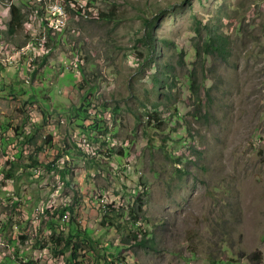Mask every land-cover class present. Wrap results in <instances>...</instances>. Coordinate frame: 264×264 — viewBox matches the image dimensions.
Returning <instances> with one entry per match:
<instances>
[{"label":"rangeland","instance_id":"1","mask_svg":"<svg viewBox=\"0 0 264 264\" xmlns=\"http://www.w3.org/2000/svg\"><path fill=\"white\" fill-rule=\"evenodd\" d=\"M25 2L0 0L3 22L10 20L9 5L16 4L31 19L33 39L47 38ZM110 10L117 19L95 18ZM160 14L157 50L148 65V52L137 39L144 35L143 20ZM210 30L224 37L228 53L197 57ZM0 33L11 44H0V57L14 60L31 43L39 47L19 25L11 33L0 27ZM51 36L44 57L35 50L18 66L0 61V168L12 160L6 151L15 145V157L30 132L36 138L25 157H15L25 164L52 134L59 148L73 154V178L63 184L58 173L64 167L45 169L44 178L18 184L25 195L20 201L11 191L18 186L0 183V264H66L65 255L55 257L35 245L42 244L41 229L43 236L49 234L45 227L56 209L34 216L52 194L57 208L68 204L73 189L80 229L99 243L91 255L111 258L112 250H121V238L140 230L150 246H126L114 264H264V0H93L82 16L70 13L63 31ZM192 71L211 89V95L201 92L207 121L195 117ZM156 72L167 86L154 85ZM12 89L16 97L9 94ZM84 95L88 113L101 118L116 140L106 151L111 158L105 152L100 156V143L87 141L98 162L78 150L77 144L86 147L83 134H88L71 129L69 116L75 117ZM154 103L161 104L159 128L146 122ZM93 121L88 117L83 124ZM121 143L125 147L119 150ZM40 158L44 162L53 155ZM137 197V226L127 215L117 218L118 229L100 224L102 211L129 210Z\"/></svg>","mask_w":264,"mask_h":264},{"label":"trees","instance_id":"2","mask_svg":"<svg viewBox=\"0 0 264 264\" xmlns=\"http://www.w3.org/2000/svg\"><path fill=\"white\" fill-rule=\"evenodd\" d=\"M26 4L29 6L32 5L31 3L28 4V2H26ZM11 12H12V18H11V21L9 22V25H10L11 32H13L15 30V26L16 25L20 26V24L22 23L24 15H22L20 7H17L16 5L11 6ZM161 14L155 16L152 20L147 19V18L143 20V26H144L143 34L144 35L141 38L137 39V41L140 42L146 48L148 52V58H149L148 65L152 64L151 56L153 55V53H156V50H157L158 41L156 40V37H155V27H156V23L158 19L160 18ZM100 17L102 19L106 18V20H113V19H117L116 17L118 16L113 10H110L107 12L105 11L101 12ZM162 41L164 42V44L169 43L167 40H162ZM227 44L228 43L224 39L223 36H221L220 34H217L213 30H210L209 33L207 34V39L204 42L203 48L197 47V57H200L201 55H206V54H216L217 56L221 57L222 55L228 53ZM200 50H202L203 52L201 53ZM158 74L159 72L157 73V75L156 74L153 75L154 85L158 86L160 84H163L164 86H167L168 85L167 82L164 80H161L162 78ZM190 75H191L190 91H191V94L194 100L196 101V106H197L196 107L197 114L195 115V117L196 119L198 118L205 119V121H207L209 114L201 113L202 110L200 109V107H202L201 92L202 90L206 89L207 95H211V89L206 87V85L204 84V81L200 80L195 74V72L192 71ZM169 91L170 90L164 91V93L165 92L167 93V97H170ZM9 94L12 97H16L18 95L17 92L15 93L14 89L10 90ZM87 94L88 93H86V95ZM19 95H22V92ZM82 99L83 100L82 102H80L79 106L75 107V110H76L75 117L69 116L70 128L74 129V128L79 127L85 132H87L88 135L86 136L90 142L96 141V143H100L101 145H104L105 140L103 139L100 133L103 132L105 125L101 121V118H98L97 115L92 116L91 113H88L87 107L90 104L88 102L87 96L84 95ZM160 105H161L160 103L153 104V109L150 112L149 118L146 120L147 123L153 122V124L151 125L155 128H159L160 124L163 123V120L161 118L162 116L161 112L158 110L160 108ZM150 116L153 117L152 120ZM88 117L92 118L95 121H93L92 125L85 126L83 123L85 121V118H88ZM91 132H96L98 134L93 135L91 134ZM30 133L26 135L25 137V142L27 143L33 142L36 138L35 132L33 134H30ZM183 139L184 137L182 136L179 137L180 141H183ZM187 139L189 138L187 137ZM165 145L160 146V148L164 149L166 152ZM44 146H48L49 148L55 149V154L57 152L56 158H60V157L65 158V162L63 165L64 169L59 172L60 177H61V180L63 181H65V179L67 180L65 184L68 183V180L69 181L72 180L73 176H71L70 174H71V168H73L72 167L73 161H75V159L73 158V154L70 152V150L65 149V147L59 148V146L53 142L52 134H49L43 140V144L37 147L35 152H32L28 156L27 164L22 163L21 160L15 159L14 161L10 162V167L8 169L1 170L6 180L14 178L15 185L18 186L17 190L14 191L13 193V195L16 197V201L25 199L24 191H22L21 189L22 186H19L18 184L21 183V185L22 184L29 185L34 182V181H31L34 179V176L30 168H35L41 165L39 158H38V152L41 151ZM78 150L81 151L82 155L85 156L86 159L90 161L98 162V160L96 159L94 155L86 153L84 150H82L79 147H78ZM102 151L103 152H99V153L103 155L106 150H102ZM23 157H25L23 152H20L17 155L18 159H21ZM178 161L179 163H181L182 158H179ZM74 163H76V161ZM56 165H57L56 160L54 159L53 161H51L50 163L46 165V169L48 171H51L56 168L55 167ZM177 171H180V169H177ZM17 172H21V173L16 175ZM39 178L40 179L44 178V176H41ZM73 192L75 194V198L72 199L73 201H71V203L69 202L68 204H64L63 206H60L59 208H54L56 210L54 214H52V216L48 218L49 219L47 220L48 224L45 227L51 230V232L47 234V236H43L42 234L43 229H41L40 230L41 234H40L39 239L42 242V244H40V242L38 244V241H36V244H35L36 246H40V248L42 249L48 248L50 253L53 254L55 257H60V256L65 255L66 264H114V262L116 263V260L114 259H118L121 253L127 249L126 246L144 247V248L150 246V243H149L150 239L148 238V235L142 234L140 230H137V231H132L127 236H124L123 238H121L120 243H119L121 250L120 251L112 250L111 258H105L103 254H97V253L94 255H91L94 253V250L97 244L99 243L96 240H93L89 236L88 232L85 231V229L84 230L80 229V224L78 222L79 219L75 215V208H76V205H78V199L76 196V191L74 189H73ZM139 200H140V197H137L135 199L134 204L129 210L122 209L121 212H115L114 210L113 212H110V213L107 210L102 211L103 215L100 220V224L103 227L111 226L112 228L118 229L120 227L119 226L120 222H118L117 218L125 219L127 215L129 216V223L133 227L137 226V224L139 223V220H138L139 210H137V207L141 206L137 203ZM26 201L27 199L24 201L27 204ZM32 205L28 206L30 212L33 209ZM48 212L49 211L47 210L46 213ZM65 215L67 216L64 219L63 217ZM65 224H68L67 225L68 232L64 230L63 226ZM22 238L24 239V237ZM86 248L88 249L86 250ZM110 249L111 248H109V250ZM86 257H89L91 259V262L88 263V260H86ZM28 263L31 264L32 260L29 261ZM25 264H27V262H25ZM221 264H228V262L227 260H225Z\"/></svg>","mask_w":264,"mask_h":264},{"label":"clouds","instance_id":"3","mask_svg":"<svg viewBox=\"0 0 264 264\" xmlns=\"http://www.w3.org/2000/svg\"><path fill=\"white\" fill-rule=\"evenodd\" d=\"M55 0H50V1H48V0H26V2H28V4H32L31 6H29V5H27L26 4V2L24 3V5L27 7V8H29V9H31L32 10V12H33V16H37V19L41 22V25H43L44 27H45V29H46V31H47V38L46 37H40V38H38V39H33V36L35 35V33H34V31H30V27L32 26L31 25V23H30V20L31 19H29V18H26L25 17V15H24V13H22V15H24V18H23V21H22V23L20 24V27L23 29V32H25L26 34H27V36H29V37H31L32 38V40L33 41H35V43L38 45L39 44V47H37V46H35L33 43H31L30 45V48L27 50V53L26 54H21L20 55V57H17L16 59L14 58V60H13V62H7V61H5V56H3V57H0V61L1 62H4V65H8V64H12V65H16V66H18V64H19V62H20V60L22 59V58H24L25 56H27V59L29 58V57H32L33 55H34V53H35V50H39V52L42 54V57H44L48 52H49V50L48 49H46V48H48L49 46H48V42L49 41H52V36H51V34H58V33H60V32H62L63 31V29L65 28V26L67 25V21H68V19H69V14L70 13H73L74 15H76V16H82L84 13H85V11L86 10H88L90 7H91V4H92V1L93 0H84V2H85V4L84 5H82V4H78V0H60L61 2H62V4L64 5V8H65V11H66V14H65V23H64V25H61V26H59V27H55V25L53 26H50V24H49V21H47L46 19H45V17L47 16V14L49 13V11H48V6H49V4L51 3V2H54ZM64 3H66V5L64 4ZM13 5H16V4H11V5H9V7H10V20H8V22L7 23H4L3 22V18H4V15H3V17L0 15V27H1V29H2V31H7V29H8V32H10L11 33V30H10V25H9V22L11 21V18H12V12H11V6H13ZM17 6V5H16ZM17 7H19V6H17ZM21 9V8H20ZM21 12H22V10H21ZM69 13V14H68ZM100 12H98V15L97 14H95V18H98V19H100L101 17H100ZM49 15V14H48ZM41 19V20H40ZM2 35V33H0V36ZM44 40V41H43ZM28 42H29V40H28ZM28 42L26 43V44H28ZM4 44V45H11V44H9V43H7L6 41H4V40H1V38H0V44ZM41 44V45H40ZM14 47H18V46H14ZM23 47H25V46H22L21 48H23ZM21 48H17V49H21ZM37 57H39V58H36V59H34L33 60V64H34V62L36 61V60H39V59H41L42 57H40V55L39 56H37ZM4 60V61H3ZM76 63H77V61H76ZM32 64V65H33ZM12 65H10V66H12ZM31 65V64H30ZM77 66H78V63H77ZM23 68H24V66H23ZM106 127V126H105ZM105 133V134H104ZM110 133V134H109ZM101 134V136L103 137V139L105 140L104 141V145L102 146V148H100V149H103V150H106V151H108V150H110V151H112L114 148H113V144H112V142H114V141H116L115 139H114V136H112L113 134L110 132V130L106 133V130H105V128H104V130H103V132L102 133H100ZM84 136H85V138H86V147H82V146H79L78 144V147L79 148H81L82 150H84L86 153H91L92 151H90V150H88V147H89V144H96V142H90L89 141V139L87 138V136L85 135V134H83ZM89 142V144H88V142ZM24 145H28V146H30V143H25ZM104 147V148H103ZM125 147V145L123 146V144L121 143V147H119V150L122 148H124ZM99 148H96L95 150H98ZM35 150V149H34ZM44 150H47V152L46 153H43V151ZM105 151V153H107ZM21 152H23V154H24V151L22 150ZM19 153H17L16 154V156L18 155ZM53 155V159H51V160H48V161H42L41 160V158L40 157H42V156H46V155ZM100 154V153H99ZM104 155V154H103ZM107 155H109L108 157L109 158H111V155H112V152H108L107 153ZM15 156V157H16ZM56 156H57V152H56V154H55V149H53V148H49L48 146H44L43 147V149L41 150V151H39L38 152V158H39V161H40V163H41V165L40 166H38V167H35V168H30V170H31V172L33 173L34 172V170L35 169H41V171H42V174H40L38 177H35V178H39V177H41V176H44V174H45V169H46V166H45V164L47 165L48 164V162H51V161H53L54 159L56 160V167H60L61 168V170L63 169V167L64 166H62V165H64V162H65V158L64 157H60V158H56ZM100 156H101V154H100ZM15 157L12 159V160H10V161H7L4 165H3V167L2 168H9L10 167V162L11 161H14L15 160ZM45 163V164H44ZM2 168H0L1 170H2ZM1 172V171H0ZM1 175V177H2V179L0 180V183H3V184H7L9 181L11 182V184L12 183H14L15 184V181H14V178H12V179H9V180H6L5 178H4V175H2V173L0 174ZM60 176V173H58V177ZM61 178V177H60ZM62 183L64 184L65 182L64 181H62ZM1 186V185H0ZM12 191V194L14 193V191H15V187H14V189L13 190H11ZM54 193H55V191H54ZM53 195V194H52ZM52 195H51V197H50V199H47V200H42L39 204H38V206H37V208H36V210H35V218L36 219H38L41 215H45L46 214V211L47 210H53L54 208H57L58 206H56L55 205V203H56V201H54L53 203H51L50 201H52ZM72 201V200H71ZM71 201H70V203H71ZM102 207L105 209L107 206H105L104 204L102 205ZM40 208H43L42 210L40 209ZM107 209L109 210V206L107 207ZM65 216H67V215H65ZM64 216V217H65ZM63 217V218H64ZM79 223H80V220L78 221ZM51 232V230H49L48 229V233H50ZM107 245H108V243L106 244V247H107ZM45 250V249H44ZM47 252H50L49 251V249L47 248ZM46 252V253H47ZM44 257V256H43ZM61 257V256H60Z\"/></svg>","mask_w":264,"mask_h":264},{"label":"built area","instance_id":"4","mask_svg":"<svg viewBox=\"0 0 264 264\" xmlns=\"http://www.w3.org/2000/svg\"><path fill=\"white\" fill-rule=\"evenodd\" d=\"M50 15L53 16L54 18L59 20V24L64 25L65 23V18L63 16V9H64V5L61 4L60 0H57V3H50ZM9 61V60H8ZM13 61H10V63ZM23 151L25 152V150H27V145L23 146ZM16 150V146L12 145L11 150L6 151V153L11 154L12 159L14 158L13 156V152ZM18 151V150H17ZM40 174H42L41 169H35L33 172V176L34 177H38ZM2 179L1 175H0V180ZM41 210L43 208H40ZM66 218V216L64 217V219Z\"/></svg>","mask_w":264,"mask_h":264},{"label":"bare ground","instance_id":"5","mask_svg":"<svg viewBox=\"0 0 264 264\" xmlns=\"http://www.w3.org/2000/svg\"><path fill=\"white\" fill-rule=\"evenodd\" d=\"M61 2V1H60ZM51 3H57V0H55L54 2H51ZM61 4H62V2H61ZM48 11H49V15L47 14V16L45 17V19L47 20V21H49V24H50V26H54L55 25V27H59V26H61L62 24H59V20L58 19H56V18H54L53 16H51L50 15V6H48ZM65 14H66V11H65V8L63 9V16L65 17ZM44 41V40H43ZM2 44V43H1ZM3 45V44H2ZM39 45V44H38ZM41 45V44H40ZM8 46V45H7ZM16 50H18L16 47H14ZM21 49H24V50H27L28 49V46H26V47H24V48H21ZM4 50V49H3ZM6 51V50H5ZM1 53V52H0ZM6 54V53H5ZM2 55V54H1ZM7 58V57H6ZM5 58V61H8L9 60V62L10 61H12L13 59H11V58H7L6 59ZM17 58V57H16ZM29 146L27 145V148H28ZM9 158H8V156H7V160H8ZM81 184V183H80ZM57 188V187H56ZM51 203H53L54 202V199H52V201H50Z\"/></svg>","mask_w":264,"mask_h":264}]
</instances>
